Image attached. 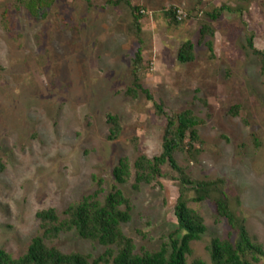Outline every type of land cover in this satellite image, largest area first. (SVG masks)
I'll use <instances>...</instances> for the list:
<instances>
[{"label":"rangeland","instance_id":"obj_1","mask_svg":"<svg viewBox=\"0 0 264 264\" xmlns=\"http://www.w3.org/2000/svg\"><path fill=\"white\" fill-rule=\"evenodd\" d=\"M109 1L116 0H56L38 20L16 8L19 0H0V249L14 258L39 234V211L55 208L64 217L70 205L98 189L99 180L103 197L112 191L120 158L133 165L142 155L162 153L165 117L143 97L126 95L137 47L133 13L126 3L105 6ZM131 3L144 14L142 83L169 111L191 110L206 122L198 163H187L184 154L176 160L189 166L193 178H226L231 208L264 246V74L247 47L252 35L255 47L264 50V0ZM225 5L242 12H227L214 23L212 59L206 45H198L199 31L206 11ZM171 7L184 17L179 26L166 19ZM186 41L196 45V60L182 64L178 51ZM234 106L240 107L237 115ZM107 114L121 119L118 140L108 138ZM163 172L161 186L135 190L134 178L119 186L133 205V220L123 230L137 252L159 249L176 227L179 175L167 165ZM190 206L208 231L193 243L189 264H212L209 244L226 238L230 227L212 203ZM53 244L89 254L91 263L107 250L76 232Z\"/></svg>","mask_w":264,"mask_h":264},{"label":"trees","instance_id":"obj_2","mask_svg":"<svg viewBox=\"0 0 264 264\" xmlns=\"http://www.w3.org/2000/svg\"><path fill=\"white\" fill-rule=\"evenodd\" d=\"M56 0H19V5L38 20L47 17L48 10ZM126 3L133 13L131 35L136 39L137 47L131 69V86L126 95L132 99L144 98L153 104L159 116L166 119L162 134V153L154 158L140 156L132 165L129 158L122 157L113 170L115 184L112 191L104 195L103 180L98 181V189L77 203L70 205L63 216L55 208L39 211L40 232L33 237L27 251L19 258H14L4 249H0V264H189L193 254L192 245L207 233L205 219L190 206V203L210 202L214 205L217 215L226 220L230 231L226 238H213L209 244V254L212 264H260L264 259V246L258 238L252 235L246 225V220L231 208L232 198L227 188L226 178L209 179L193 178L187 165H180L177 154L187 156L186 162L198 163L204 141L200 128L205 121L197 117L191 110L183 112L169 111L164 102L157 101L152 91L142 83V74L146 60L144 57V38L142 20L144 14L141 6L131 3V0L109 1L105 6H119ZM237 13L242 10L221 6L212 12L206 11L199 31L198 45H206L210 57L214 59V38L216 35L214 23L225 13ZM179 10L171 7L166 12V19L171 25L179 26L184 17ZM196 45L186 41L178 51V61L182 64L193 63L196 60ZM248 51L261 61V71L264 74V50L255 47L254 37L247 36ZM239 106H234L231 113L237 115ZM109 140H118L123 130L121 119L114 114H107ZM257 140V139H256ZM258 141V140H257ZM260 142H257V147ZM169 166L179 177V196L174 206L176 227L157 250L141 248L137 252L134 239L128 236L123 226L133 220V205L119 186L126 185L134 178V189L139 190L143 184L161 186L164 178L163 168ZM0 163V173L3 170ZM238 208L240 198L235 197ZM238 210V209H237ZM76 232L79 237L91 242H98L106 247V252L91 263V256L80 252H64L53 243L63 234ZM195 264H204L195 261Z\"/></svg>","mask_w":264,"mask_h":264}]
</instances>
